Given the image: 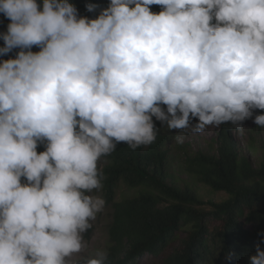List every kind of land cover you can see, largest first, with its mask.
Wrapping results in <instances>:
<instances>
[{
	"label": "clouds",
	"instance_id": "9594fccd",
	"mask_svg": "<svg viewBox=\"0 0 264 264\" xmlns=\"http://www.w3.org/2000/svg\"><path fill=\"white\" fill-rule=\"evenodd\" d=\"M0 13V56L20 49L0 62V264H108L81 255L106 207L102 158L152 145L153 117L183 144L264 111V0H110L95 19L69 0H0ZM249 261L264 264L259 245Z\"/></svg>",
	"mask_w": 264,
	"mask_h": 264
},
{
	"label": "trees",
	"instance_id": "16d2710c",
	"mask_svg": "<svg viewBox=\"0 0 264 264\" xmlns=\"http://www.w3.org/2000/svg\"><path fill=\"white\" fill-rule=\"evenodd\" d=\"M80 17L95 19L110 0H69ZM41 6L43 0H37ZM98 4L95 13L87 4ZM159 14L162 7L152 5ZM11 23L0 13V34ZM0 47L4 41L0 36ZM33 52L40 48L33 46ZM19 48L0 56V62L16 58ZM165 111L167 106L161 105ZM160 129L156 141L136 150L126 143L117 144L116 151L102 158L104 167L102 197L112 210L110 237L113 256L108 264H166L167 250L180 239L178 255L169 264H250L257 245L264 250V161L255 167L243 156L234 137L231 123L221 125L208 152L187 154L186 171L214 192H224L221 202L204 201L191 186H181L170 173L166 125L153 117ZM43 144L38 154L45 151ZM138 193L117 200L122 184ZM98 191V192H99ZM94 228L86 234L90 238ZM185 238H180L181 233ZM231 256L229 260L228 257Z\"/></svg>",
	"mask_w": 264,
	"mask_h": 264
},
{
	"label": "rangeland",
	"instance_id": "374dc122",
	"mask_svg": "<svg viewBox=\"0 0 264 264\" xmlns=\"http://www.w3.org/2000/svg\"><path fill=\"white\" fill-rule=\"evenodd\" d=\"M264 114L262 110H255L252 119H248L243 122V127L246 128L243 132H236L234 129V137L237 141L239 151L243 156L248 157L255 167H260L264 161V129L258 128L253 122L255 115ZM193 124L198 123V120H193ZM221 126H209L204 132L199 134H193L189 130L185 132V142L183 144H175L172 137L177 134V130L170 132L167 128L163 130L167 138V149H169L170 158V173L173 179L181 186H191L200 195V197L208 202L215 201L221 202L228 198V195L224 192H214L208 186L200 183L197 179L190 176L186 171V158L187 154H193L197 152H208L210 142L215 139L220 131ZM105 162L101 161L100 167L105 166ZM138 193V190H132L128 188L124 183L121 185L118 193L117 200L121 201L125 198L132 197ZM96 194H102L97 192ZM113 222L112 210L105 207L104 211L98 214L96 221L93 223L94 231L88 238V234L84 235V239L87 243V247L81 255H94L97 249L105 250L108 253V259L113 256L112 246L113 243L110 237V226ZM186 234L181 233L180 238H185ZM180 239L172 244L165 252L170 260L166 262L169 264L180 255L178 248H180Z\"/></svg>",
	"mask_w": 264,
	"mask_h": 264
}]
</instances>
